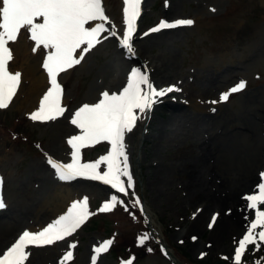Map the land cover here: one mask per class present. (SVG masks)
<instances>
[{"label":"rangeland","instance_id":"obj_1","mask_svg":"<svg viewBox=\"0 0 264 264\" xmlns=\"http://www.w3.org/2000/svg\"><path fill=\"white\" fill-rule=\"evenodd\" d=\"M106 5L117 21L115 24L122 26V0H106ZM175 18H189L194 23L136 44L138 58L134 63L141 68H155L150 73L155 84L165 87L177 83L184 85L185 90L181 95L167 98L165 104L154 106L127 135L128 155L136 181L128 195H110L107 189L90 182H60L47 158L70 162L67 139L79 134L69 122L71 114L84 103L98 101L103 91L117 92L124 83V72L130 61L111 39L100 37V43L83 53L80 64L57 78L63 89L64 116L55 121H32L29 114L39 104L35 100L36 107L26 106L28 90L43 73L47 50L40 48L34 53V42L26 30H21L16 42H10L13 59L9 62V71L21 73V87L8 108L0 109V180H3L0 197L6 205L0 209V253L20 231L34 230L52 221L81 195L89 202L91 217L98 206L102 207L115 195L122 203L111 210L139 206L144 220L148 215L155 225L152 236L141 232L138 239L147 236L145 242L149 243L154 238L164 240L173 252L176 249L181 264L230 263L236 239L226 252L203 250L211 234L206 221L217 213L211 209L205 211L203 206L196 207L198 201L189 203L182 176L194 157L207 155L205 161L210 169L204 170L205 180L220 184L221 189L232 193L243 186L250 173L256 175L264 168V0H167V6L166 0H146L144 29L162 19ZM29 69L32 75H26ZM240 81L246 82L245 89L231 94L226 102L212 103ZM48 87V81L41 84L37 98ZM169 103L176 107L175 112L168 110ZM207 141L212 145L211 153V146L204 144ZM105 151L106 142L82 149V160L94 161ZM161 167L172 179L163 186H152L150 178ZM246 191L237 193L244 196ZM136 199L140 201L138 205L134 202ZM197 214L203 219V232L190 229ZM101 221L104 226L110 223L108 218ZM87 224L70 240L47 248L29 249L25 264H58L63 248L70 242L75 243L73 257L79 248L74 264H87L92 253L87 251L88 246L96 247L107 238L113 241L110 250L120 229L129 228L132 223L123 219L114 232ZM192 237L197 240L193 242ZM240 237L242 233L237 238ZM196 242L199 245L192 251L190 248ZM229 242L227 236L226 244ZM260 245L259 250L250 245L244 262H264V242ZM109 250L101 255L98 264H116ZM136 264L171 263L165 254H152Z\"/></svg>","mask_w":264,"mask_h":264},{"label":"snow or ice","instance_id":"obj_2","mask_svg":"<svg viewBox=\"0 0 264 264\" xmlns=\"http://www.w3.org/2000/svg\"><path fill=\"white\" fill-rule=\"evenodd\" d=\"M122 4L125 27L119 38V45L131 55L134 53L132 39L141 15L142 0H122ZM93 22H96L94 26ZM107 23L109 18L102 0H0V109L8 108L21 82V73L9 71V62L13 59L9 44L17 41L21 30L30 34L29 39L34 42V53L40 48L47 50L42 67L47 73L50 87L40 98L39 107L29 114L32 121L47 122L55 121L66 112L61 104L63 89L57 79L59 74L80 64L84 58L83 53L100 43L102 33L107 32L113 37L117 35L115 31L105 27ZM193 23L191 19H176L174 22L162 19L144 35L163 29L190 26ZM77 50H80L79 54ZM245 87L246 82L240 81L227 92L221 93L219 101L212 103L226 102L231 94L238 93ZM174 91L180 89L175 85L157 88L145 71L137 67L131 68L121 90L111 93L103 91L96 103H84L71 114L69 122L79 130V134L67 139L71 149L70 162H58L48 157L47 163L61 180L81 177L100 181L116 192L128 195L127 190L133 188V178L129 172L125 136L132 132L137 121L150 112L160 98ZM101 142H107L110 146L107 153L94 161L82 162L81 150ZM102 165L105 166L103 171L100 170ZM122 177L127 178L126 183ZM259 177L257 191L242 197L247 209L254 213V218L245 217L248 223L234 250L235 264H241L249 245H255L256 250H259L260 242H264V208L261 207L264 206V171L259 173ZM134 202L137 205L140 203L139 199ZM119 203L122 202L113 195L99 211H110ZM5 206L0 197V209ZM90 215L92 213L89 212L87 198L73 202L63 215L41 230H24L11 246L0 253V264H25L30 255L26 251L29 246L42 247L64 240L76 232ZM215 218L214 215L213 221ZM147 238L140 237L138 244L143 245ZM112 243V240H105L95 247L91 264H96L99 254L106 252ZM69 247L74 248L75 244ZM72 258L73 252L66 251L60 264H66ZM122 264H133V258Z\"/></svg>","mask_w":264,"mask_h":264},{"label":"bare ground","instance_id":"obj_3","mask_svg":"<svg viewBox=\"0 0 264 264\" xmlns=\"http://www.w3.org/2000/svg\"><path fill=\"white\" fill-rule=\"evenodd\" d=\"M94 24L95 22L93 23V25ZM25 72L26 75H32V70L30 69L26 70ZM47 80V73L43 69V73L40 74V79L38 80L37 78H35L33 85L28 90L29 95L27 102H29V104L26 103L27 107H30L31 109L34 107L35 98L38 95L37 93L41 92L39 87L41 84L44 85ZM15 97L16 95L14 96V98ZM167 107L169 111L175 112L176 107L173 104L169 103L167 104ZM204 144H209V147L211 146V153V150H213L211 143L207 141ZM205 159H207V155L194 157L193 160L188 164V169L187 171H185V176H182L184 181L182 187L186 191V196L188 197L189 203L198 201L196 207L203 206L202 208L203 210L205 209V211L206 209H211L221 214V219L218 223L215 224L211 234L208 236L207 243L204 244L203 250L209 253L212 251L226 252L229 248L228 246L230 245V242L229 244H226L227 236L232 241L237 236V234L241 232L242 229H246L248 221L245 220V217L248 216L249 218H254L253 212L248 210L246 207V201H243L240 196L241 194L237 192L244 189L250 190L256 182V175L254 173H250L240 189L235 192L229 193L228 191L221 189L222 186L220 184L213 185L211 184L209 179L208 182L207 180H205L206 178L204 170L207 167L208 169H210ZM254 161L255 159H253V162ZM156 171L157 172H155V174L150 178L152 186L156 185L158 187L161 184L163 186L164 183L172 179V175L168 174V176H166L167 172H165L163 167L159 168ZM153 189L158 190V188L155 187ZM261 207L264 208V206ZM149 222L153 227L152 221L149 220ZM190 229L196 232L204 231L203 219L200 215H198L197 218H195V220L192 222ZM198 245V242H196L191 246L190 249L193 251L198 247ZM205 247L209 250H206Z\"/></svg>","mask_w":264,"mask_h":264}]
</instances>
